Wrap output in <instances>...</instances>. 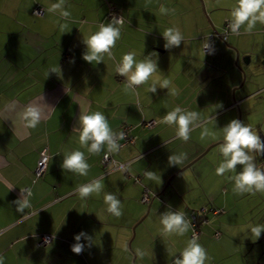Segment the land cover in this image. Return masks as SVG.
Segmentation results:
<instances>
[{"label": "crops", "instance_id": "crops-1", "mask_svg": "<svg viewBox=\"0 0 264 264\" xmlns=\"http://www.w3.org/2000/svg\"><path fill=\"white\" fill-rule=\"evenodd\" d=\"M204 1L206 10L201 0H82L75 6L67 0L65 8L71 15L65 19L43 6L44 16L33 12L39 2L48 8L56 0H0V256L4 264H174L192 238V227L182 237L166 234L161 214L171 208L185 212L189 219L192 210L211 206L220 212L198 213L200 220L209 218L196 238L210 257L206 264H264V232L257 240L251 232L252 226L264 225V193L236 194L230 179L234 174L218 176L215 171L222 160L221 128L231 120L256 128L264 140L260 131L264 128V25L257 23L251 33L244 27L239 34L230 30L223 39L236 0ZM117 2L120 5L113 10L127 23L120 26L121 39L112 50L115 59L105 56L104 63L89 64L83 59V39L99 24L87 16L104 17L108 6ZM162 7L175 11L165 14ZM174 26L184 40L179 47L165 49L162 33ZM209 39L214 48L205 52L203 45ZM130 51L137 60L158 54L152 59L159 69L135 92L125 91L126 80L115 71L116 63ZM53 67L60 72L47 77ZM164 78L172 81L179 95L159 88ZM153 83L158 87L155 94L149 91ZM30 105L38 107L42 117L35 129L22 118ZM177 105L199 113L187 142L176 137L174 126L160 122ZM94 111L103 112L114 131L130 126L135 142L112 153L127 163V170L102 166L106 147L98 155L80 148L74 131L79 115ZM149 120L155 124L144 126ZM205 128L215 136L202 140ZM44 149L49 158L45 172L37 176L35 168ZM77 149L85 152L91 166L87 176L61 167L63 154ZM181 153L186 159L171 165L169 156ZM256 162L264 164V156L256 157ZM146 171H152L155 179H148ZM98 178L104 192L121 200L122 216L107 212L104 192L80 200L76 189ZM145 190L153 194L149 203L141 200ZM20 199L29 200L31 206L17 211L15 201ZM80 232L91 239L82 237L83 251L75 254L71 247ZM44 233L53 239L41 243Z\"/></svg>", "mask_w": 264, "mask_h": 264}, {"label": "clouds", "instance_id": "clouds-1", "mask_svg": "<svg viewBox=\"0 0 264 264\" xmlns=\"http://www.w3.org/2000/svg\"><path fill=\"white\" fill-rule=\"evenodd\" d=\"M66 3L67 0H56V2L50 4L46 11L58 14L66 19L71 15L65 8ZM161 11L168 14L175 10L162 7ZM230 15L231 22L229 26L234 34H239L242 27H244L246 32L251 33L257 23L264 25V0H236ZM122 23V20H112L108 23L99 24L97 31L83 39L86 47L83 59L93 65L104 63L105 56L108 59H115L112 50L121 39V27L119 25H122ZM162 37L165 41V49L179 47L184 40L182 31L175 26L165 29ZM206 48H209V44ZM153 55L157 56L158 54L152 52L144 56L143 59L137 60L136 53L130 51L123 54L116 63V73L126 80V92H135L137 87L147 84L153 74L157 72L159 69L158 63L157 60L152 59ZM58 71L60 72V68H51L47 73V77L50 73H57ZM157 88L156 83H153L149 87V91L155 94ZM159 88L167 89V94L171 96L179 95V90L167 78H164L159 83ZM22 118L26 122L27 127L31 129L38 127L42 119L40 110L34 105H30L24 110ZM198 119V112L189 111L177 105L174 109L168 111L160 122L169 127L174 126L176 137L187 142ZM221 129L222 142L218 145V148L222 160L215 169L216 174L224 176L226 173H233L234 175H231L230 179L233 181V191L236 194L250 193L255 195L257 192L264 193V164L256 162V157L264 156V140L261 139L257 129L238 119L231 120ZM74 131L78 132L80 148L86 149L88 154L98 155L105 147L109 153L120 151L121 145L117 137L119 136L120 139H123V133H116L107 117L101 111L80 114L78 127ZM260 131H264V128H261ZM210 135L215 136L214 133H210L205 128L201 132L200 138L203 140ZM168 159L171 165L177 166L186 159V154H172ZM238 166L240 167L239 172H237ZM61 167L63 170L76 175L87 176L91 166L87 161L85 152L77 149L63 154ZM145 175L148 179H155V174L152 171H146ZM102 192H104L102 178L82 184L76 189L81 201H86L93 194L99 196ZM104 202L107 205L106 210L108 213L115 217L123 215L121 200L114 193L104 192ZM15 203L18 205L17 211H23L31 206L30 201L27 199H20L15 201ZM160 224L164 233L181 237L192 227L191 220L186 218L185 212L180 210L172 211L171 208L161 214ZM251 232L255 236V240L259 239L261 233L264 232V225L252 226ZM82 237L91 239L84 232L76 234L74 239L77 243L71 247L72 252L75 254H81L83 251L84 245L79 243ZM45 242L47 243V238ZM208 261H210V257L207 250L193 237L187 241L179 256L174 259V264H206ZM0 264H4L3 256H0Z\"/></svg>", "mask_w": 264, "mask_h": 264}, {"label": "built area", "instance_id": "built-area-1", "mask_svg": "<svg viewBox=\"0 0 264 264\" xmlns=\"http://www.w3.org/2000/svg\"><path fill=\"white\" fill-rule=\"evenodd\" d=\"M33 12L35 14L39 13L36 15H44L45 9L42 6H36L34 8ZM112 18L122 20V17L116 16L115 11L112 13ZM229 25H230V22L226 21L225 27H224L225 32L223 34H221L223 39L227 38V33H228V31L231 30ZM208 44H209V48H206V46ZM213 48H214V44H213V41L210 39L208 41H206L203 45V49L205 52H211L213 50ZM154 124H155V120H149V121H146L144 123V126H153ZM115 132L118 134L123 133V139H120L119 136L117 137L118 142L121 146H123L126 143H134L135 142V137L131 134L129 125L125 124ZM48 158H49V154H48L47 150L44 149L41 152V156H40V158L37 162V166L35 168V173L37 176H41L45 172ZM101 164L104 168L112 167V168H121L123 170H127V163L126 162L117 160L112 155V153H109L107 151L104 153V155L101 159ZM22 191L25 193H27V192L30 193V190H27V189H23ZM151 195H152L151 192H149L148 190H145L143 192V195L141 196V200L143 202L149 203L151 201V198H152ZM208 210L212 211L215 214L220 212L219 208H217L215 206H211V207H209V209L207 207H202L201 210H192V212L190 213L189 219L191 220V223H192V238L193 237L198 238L200 236V233L202 231L203 226L209 222L208 217H204L203 219L200 220L198 218V213L201 211L204 214H206ZM217 234H219V233H217ZM46 238H47V243H48L53 239V235L49 234V233L42 234L40 242L46 243L45 242Z\"/></svg>", "mask_w": 264, "mask_h": 264}, {"label": "rangeland", "instance_id": "rangeland-1", "mask_svg": "<svg viewBox=\"0 0 264 264\" xmlns=\"http://www.w3.org/2000/svg\"><path fill=\"white\" fill-rule=\"evenodd\" d=\"M82 0H70V5L71 6H75L76 5V3H80ZM92 2H94V3H96V0H91ZM202 1V3H203V7H205V10H206V4H205V1L204 0H201ZM37 3V2H36ZM35 3V4H36ZM82 3V2H81ZM34 4V5H35ZM39 4L41 5V6H43V7H45V9H47V7L43 4V3H40L39 2ZM120 5V3L119 2H117V4H113V6L111 5L110 7L108 6V10H107V13H106V15L103 17V15L100 17V16H97V17H95L94 15H92L91 13H89L88 14V18L87 19H90L92 22H94V24H101V23H103V22H106V23H108V22H111L112 21V13L114 12L113 11V9H117V7H119V5ZM34 7V6H33ZM116 12V11H115ZM34 14V13H33ZM46 14V13H45ZM42 16H44V15H42ZM41 17V16H40ZM80 20L82 19V18H79ZM118 19H116V20H113V21H117ZM207 20H208V22L210 23V25L212 26V24H211V22H210V20L208 19V17H207ZM123 21V23H122V25H119V26H124L125 25V23H127V21L125 20V18L122 20ZM88 24H90V23H88ZM81 25V23H80V21H78V22H76V26H80ZM93 25V24H92ZM73 26V25H72ZM95 26H98V25H95ZM218 208V207H217Z\"/></svg>", "mask_w": 264, "mask_h": 264}, {"label": "trees", "instance_id": "trees-1", "mask_svg": "<svg viewBox=\"0 0 264 264\" xmlns=\"http://www.w3.org/2000/svg\"><path fill=\"white\" fill-rule=\"evenodd\" d=\"M144 123H145V122H144ZM146 127H152V126H146ZM152 195H153V194H152ZM152 195H151V196H152Z\"/></svg>", "mask_w": 264, "mask_h": 264}, {"label": "water", "instance_id": "water-1", "mask_svg": "<svg viewBox=\"0 0 264 264\" xmlns=\"http://www.w3.org/2000/svg\"><path fill=\"white\" fill-rule=\"evenodd\" d=\"M244 79H246V76H245V78Z\"/></svg>", "mask_w": 264, "mask_h": 264}]
</instances>
